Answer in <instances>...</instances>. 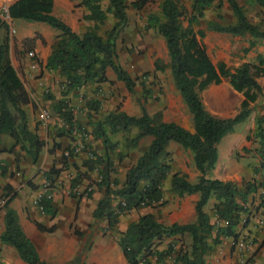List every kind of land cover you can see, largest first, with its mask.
Listing matches in <instances>:
<instances>
[{
  "label": "trees",
  "instance_id": "obj_1",
  "mask_svg": "<svg viewBox=\"0 0 264 264\" xmlns=\"http://www.w3.org/2000/svg\"><path fill=\"white\" fill-rule=\"evenodd\" d=\"M100 1L80 0V4L88 11L83 18L92 21L91 26L80 34L53 15L52 0H14L5 8L4 14L10 19L41 22L59 32L44 67L57 72L65 92L85 83L106 82L107 68L111 69L115 78L123 83L129 93L134 90L135 79L119 64L115 48L116 36L126 22L125 0H107L104 9L101 8ZM253 1L264 8V0ZM145 2L146 0H136L132 5L139 9ZM225 2L233 21L222 23L221 15L217 14V20L209 21L207 29L232 35L248 33L256 39L264 36V29L247 19L236 0ZM210 3L211 0H192L193 14L188 16L186 27L181 26L180 20V17L185 15L184 8L176 0H161L159 18L153 14L147 18V25L155 28L164 41L169 73L175 89L191 115L192 131L174 122L162 121L160 111L149 115L142 110L139 116H134L116 108L93 123V134L101 140L102 153L90 151V156L86 157L84 163L89 169L95 164L100 167L98 180L94 184L100 190L101 196L96 201L91 215L96 219H104L107 229H115L118 215L124 210L163 203L162 185L165 182H168V191L176 196L198 193L194 203L195 221L192 223L164 224L157 221L152 214L143 213L129 222L123 231H118L116 243L127 264H137L140 258H144V262L148 264L147 257L150 254L161 255L160 252L152 250L154 241L182 236L184 233L189 235L190 244L188 250L179 253L178 261L181 264H204L203 254L208 249L207 237H210L213 243H216L219 237L231 238L233 245L238 241L239 214H247L248 196L257 188L252 181H245L240 189L232 181L206 176V172L213 168L216 161L217 143L233 130L236 123L248 117L252 103L261 90H264V85L261 86L257 82V78L264 76V57H259L256 63L242 62L232 68L226 67L224 63L214 65L210 60L205 47L197 38V35L201 37L203 32L195 33L190 27L193 21L202 16L203 9ZM106 12L111 14L113 22L103 37L97 31L106 19ZM7 30L8 24L0 18V134H7L12 141L7 151L13 152L14 147L18 145L19 149L35 161L44 142L27 127L23 106L30 102L29 94L9 60ZM24 41L29 42L31 49L34 38H26ZM252 43L253 41L249 42L250 45ZM155 69L160 67L156 65ZM222 79H226L229 86L241 95L237 111L229 117H218L208 112L199 96V92L208 85L218 84ZM66 103L67 100L61 97L53 104V110L69 126L68 131L72 125V115ZM97 105L95 101L89 104L91 109H97ZM130 128H135V132L126 139L127 147H135L138 139L146 135L152 136V139L125 170L121 185L113 188L119 182L113 176L115 168L109 154L115 151V144L109 139L108 133L129 131ZM253 135L258 142L259 167L264 168L263 116H256ZM169 141L176 142L190 151L193 165L199 172L195 182H189L185 175L171 170V158L165 149ZM13 155L14 162H17V154ZM116 155L118 160L122 157L121 152L117 151ZM3 169L0 165V175H4ZM58 173V169H50L44 172V179L51 180V176L53 179ZM0 189L1 207L4 211L0 241L11 245L26 264H47L38 257L33 244L21 231L15 211L9 206L14 190L7 183ZM90 194L91 191H88L86 197ZM113 196L118 198L115 206L111 202ZM211 197L214 199L212 213L216 220L223 222L215 228L203 210ZM36 202L41 206L42 212L53 216L50 197H46V193L41 194ZM34 224L40 231L51 232L54 229V225L45 227L38 222ZM75 234L80 235L78 231ZM170 249L168 246L167 251Z\"/></svg>",
  "mask_w": 264,
  "mask_h": 264
},
{
  "label": "crops",
  "instance_id": "obj_2",
  "mask_svg": "<svg viewBox=\"0 0 264 264\" xmlns=\"http://www.w3.org/2000/svg\"><path fill=\"white\" fill-rule=\"evenodd\" d=\"M12 1L14 0H0V18L6 21L10 30L11 26H13L12 23L15 20L19 19H10L4 14L6 6ZM236 2L243 8V10L244 7H246L248 4H251L255 11H257L258 13L262 12L264 16V8L258 6L253 0H236ZM106 5L107 0L100 1V6L102 9H104ZM52 13L53 15L64 21L74 32L78 34L84 32L92 24V21H88L83 18V16L87 14L88 11L84 6L80 4V0H52ZM244 13L246 15V11H244ZM254 20L253 23L255 22ZM26 22L27 23L20 22L19 25L15 24V27L13 26L12 28L13 39H8L9 60L16 70L15 61L12 58L13 47L17 51H21L22 41H24V39L26 38H34L36 34L35 31H37L40 37L38 39H34L31 50H33V52L37 54L38 61L28 62V60H26L22 67V71L27 80L29 79L28 83L30 85L27 83L29 86L42 83L47 84L48 81H50L49 84H52V74H49V72L51 73L52 70L46 69L44 67V64L47 56L51 51V46L55 39L54 37L58 35L59 32H57V30L53 28H50L46 24L43 26L41 22ZM31 25L37 26L32 27ZM27 28L31 29L29 30ZM250 41H253L251 45L249 44ZM200 43H202L205 47L207 54V47L211 43L216 44L218 47L222 48L224 51L222 50L221 54L224 56V59L220 62L224 63L225 66L229 68L237 66L242 62L256 63L259 57H264V36L256 39L251 37L248 33H244L242 35H232L229 33L208 30L206 32H203ZM208 56L210 58L209 54ZM230 59L232 60L230 61ZM210 60L212 61L211 58ZM36 70L38 72H36ZM55 73L56 74L54 76V81H56V77H58L57 72ZM17 74L20 77L18 72ZM105 76L107 79V83L116 80L114 73L109 68L106 69ZM20 79L22 80L30 99V89L27 88V85L24 83L21 77ZM257 82L259 83V85L263 86L264 76L257 78ZM104 83L105 82L85 83L78 88L71 89L66 92V95H68L67 97L70 102L69 108L72 115V125L68 130V134L73 138H70L69 140L65 136H61L60 138H58V141L60 142V148L67 145V143H69V146L78 144L80 142L82 143V139L85 141L91 151H95L97 153L102 151L101 140L98 138H94L92 136V133L90 132L92 130H89V128L90 122L91 126L93 127V123L97 120V111L99 113H103V110L98 109L95 112V110L90 109L86 105L85 99H87L90 95H95L94 98L96 99L99 98L98 92L94 90V92H92L91 88H93L94 86H103ZM217 85H220V87L216 91L214 87ZM225 89L227 91H231L232 93L234 92L237 95L238 105L241 99V95L235 92L229 86L226 79H222L218 84H210L204 90L199 92L201 100H203V98H205L206 96L213 98L215 106L214 108L208 110V112L218 117H229L237 111V109H234L231 114L223 115V112H226V110H228V105H226L227 102L223 97V93L221 92ZM262 92H264V90H261L260 93ZM77 93H80L78 97ZM81 93L84 94V97L81 96ZM149 96L150 94H137L135 98V106L132 108L130 115L139 116L142 110H144L149 115L153 114L156 111H160L162 121L174 122L187 129L188 131H192V119L186 106H181V104L176 106L169 101L166 108H164V101L162 99H159L157 102L152 103ZM259 100L260 98L258 95L252 105L260 103ZM23 110L26 115L27 127L29 130L34 132L33 117H40V113L37 114V111H32L31 100L28 104L23 106ZM249 116L250 115H248V117L246 118V121L247 119H249ZM243 123H245V120L243 121ZM252 127L253 125L250 124V126H247V129H252ZM83 130H85L88 134H86V132L84 134ZM35 132L38 136V131ZM79 132L82 133V135H80ZM51 133L52 131H50L49 136L53 137ZM233 133L234 129L224 135L217 143V158L213 168L206 172L207 177L218 178L222 181L234 182L236 180H240L241 174L233 172L234 168L232 167V161L229 162L230 164L228 163L226 169L224 168L223 171H221L220 175H217L216 173L214 174V171L218 169L219 164L221 163L220 151L221 153L223 151L221 141L227 135L231 136L233 135ZM3 135L6 134L2 133L0 134V137ZM38 138L41 139V135H39ZM151 139L152 136L150 135L139 138L136 143V148L140 149L141 152L150 143ZM10 141L11 139L6 141V143L0 142V165H10L12 167L14 165V155H12V153L8 152L7 150L3 151L2 148V146L9 147L11 145ZM83 146V149L85 150L87 146L85 144H83ZM165 149L170 153L171 170L182 173L183 175H185L186 179L189 182H195L199 175V172L194 167L193 162H189L188 160L187 163H185L184 161L179 162L177 158V155L181 152L186 151L190 153V151L182 148L178 143L173 141L167 142ZM14 150L16 152L19 151L18 145L14 147ZM140 152L138 153V155L140 154ZM84 153L81 154V152L79 151L77 153L78 159L83 156L86 157V151ZM188 157L190 158V156ZM73 161H76V158H73ZM18 168V171H16L12 175H0V187L7 183L14 190V196L10 200L9 206L15 211L17 222L21 231L31 241L38 254V257L41 260L45 261L47 264H114V261H118L119 264H127L119 246L116 243L117 235H110L108 233V230L106 228V221L104 219H96L91 215L96 201L101 196V193L98 190H92L90 196L86 197L80 192H77V188H74L73 194L70 193V188L65 190L66 194L64 193L62 188L61 192L63 193V195H61L60 190H58L59 185L54 181L53 187L50 188L48 186L50 191V205L54 211V214L51 217L49 214L40 211L36 205V198L43 193L44 183L46 182L41 174L42 166L37 161H29L28 157H24L18 163ZM239 168L242 169V167ZM243 169L245 168L243 167ZM209 173H211V176H209ZM242 175H244V173H242ZM123 179L119 181L120 184L123 182ZM166 183V187L162 185V199L168 201L163 205L157 206L155 208H139L137 209V212L139 214L150 213L156 218L157 221L164 224H186L194 222V203L198 198V193H191L178 197L175 194L168 192V182ZM250 199L251 198L248 196L249 201ZM207 203L204 205L203 210L208 214L209 222L213 223L211 222V220L212 217L214 218V215L212 211H208ZM3 213L4 211L0 207V233L3 229ZM128 219L129 220H127L124 226H118L117 231H123L126 225L136 218L134 219L131 218V216H128ZM34 222H38L45 227L54 225V229L51 232L40 231L36 228ZM214 223H216V225H222V221L216 220L215 218ZM259 229L263 231L262 237H264V220L260 222ZM76 231H78L80 235L75 234ZM182 236L186 240L185 243L187 244V246H189V235L184 233ZM261 242L262 238H260L259 244ZM85 244L87 247L84 249L83 246ZM206 244L208 246V249L203 254L204 264H234L236 259L240 257V250H238L233 245V241L229 237H219L216 243H213L212 239L210 237H207ZM156 247L159 248L161 246L158 245ZM242 250L243 252L246 251L244 252V256H248L249 251L251 250V246L245 245ZM262 251H264V245L260 246V250L256 255H254V257L257 258L262 254ZM153 258L154 257L151 256L147 257L148 264H158L153 261L155 259ZM0 264L26 263L18 257L16 251L11 245L0 241ZM142 264L146 263L142 262Z\"/></svg>",
  "mask_w": 264,
  "mask_h": 264
},
{
  "label": "rangeland",
  "instance_id": "obj_3",
  "mask_svg": "<svg viewBox=\"0 0 264 264\" xmlns=\"http://www.w3.org/2000/svg\"><path fill=\"white\" fill-rule=\"evenodd\" d=\"M134 1L136 0H125V11L127 16L126 22L120 29L115 39V48L117 52L118 62L122 66V68L132 78L135 79L134 90L132 93H129L125 89L123 83L117 79L109 83L105 82L103 86H94L93 88H91L92 92H98L99 96H96H98L99 98L96 99L94 98L95 95H90L88 97L89 99L87 98L85 99V101L86 105L90 109L91 107L89 106V104L92 101L98 103L97 109H93L95 110V112L98 109L103 110V113H99L97 111V120L103 116L104 112L107 113L109 111H113L116 108L130 115L132 108L135 106V98L137 94L140 95L142 93L144 95L150 94L149 97L152 103L157 102L159 99H162L164 101V108H166L169 101L176 106H178L179 104H181V106H185L182 98L177 95L179 93H177V90L173 85L171 75L169 73L168 56L164 41L162 37L157 33L155 28L147 25V18L150 14H153L155 17L159 18V3L161 0H146L145 4L139 9L135 8L132 5V2ZM176 1L180 6L184 8L185 15L181 16L180 20L181 26L186 27L188 25V16L193 14L191 10L192 0ZM244 11H246V16L248 17L250 22L253 23V20L255 19L254 23L257 24L260 28L264 29V16L262 12L258 13L257 11H255L251 4H248L246 7H244ZM106 13V19L104 23L99 26L97 31L103 37L106 35L113 22L111 14L109 12ZM217 14L221 15L220 22L222 23L226 24L233 21V16L225 0H211L210 5L206 6L203 9L202 16L198 17L190 24L193 32L196 33L198 31H208L209 29H207L206 27L207 23L211 20L216 21ZM20 22L27 23L23 19H17L12 24L15 27V24L19 25ZM42 25L44 26L45 24L42 23ZM13 26H11V30L10 28H8L7 30V35L9 37L8 39L10 40L13 39ZM31 26L35 27L37 25ZM27 29L30 30L31 28ZM35 33L36 34L34 39H38L40 35H38L37 31H35ZM197 37L198 40L201 41V37H199L198 35ZM207 50L214 65L221 63L220 61L224 59V56L221 54V51L223 49L218 47L216 44H209ZM12 58L15 61L17 72L23 79L24 83L27 85V88L30 89L32 111H37V114L40 113V117H33L34 132L38 131V136L41 135V140L44 142V144L39 151L35 161H37L42 166L41 174L43 177L44 172H47L50 169L59 170V173L53 176V179L51 176V180H45L46 183H48V186L51 188L53 187V182H57V184L59 185L58 190H60L61 195H63V193L61 192L62 188L64 193L65 190L70 188V193L72 194L74 192V188H77V192H80L84 196H86V193L88 191L98 190L94 182L98 180V169L100 168L99 165L95 164L91 169H89L86 163H84V161L86 160L85 156L78 159L77 153H71L68 156L63 155V151L66 147L69 146V143L60 148V142L58 141V138H60L61 136H65L66 138H68V140L70 138H73L68 134V131H66V129H68V125L64 121H62L61 117L53 110V104H55V101L59 100L61 97L67 100L66 104L69 108L70 102L67 97L68 95H66L67 93L65 92V87L63 86L61 78L58 76L56 77V81H54L56 71H51V73L49 72V74H52V84H49L50 81H48L47 84L42 83L29 86V79L27 80V78L25 77L22 71V67L26 60H28V62L38 61L37 54H35L33 50L29 48V42L22 41L21 51H17L13 47ZM231 60L232 59H230V61ZM156 65H158L160 69H155ZM37 70L36 72H38ZM219 87L220 85H217L214 88L217 91ZM221 92L223 93V97L227 102L226 105H228V110H226V112H223V115L231 114L234 109H238L237 95L234 92L232 93L231 91H227L226 89L222 90ZM79 94L80 93H77V97L79 96ZM258 95L260 98V103L252 105L249 119H247V121L245 119V123H243L244 120L242 122L236 123L233 126V135H227L224 139H222L221 144L223 151L222 153L220 151L221 163L219 164L218 169L214 171V174L216 173L217 175H220L221 171H223L224 168L226 169L228 163L232 161V167L234 168L233 172L241 174L240 180L232 182L235 183L236 186L240 189H242V187L244 186L245 181H252L254 185L257 186L255 192L249 195L251 199L250 201L248 200L247 203V214H239L240 223L238 225V242H242L243 247H245V245L251 246V250L249 251L248 256H244V252L246 251L243 252V248L238 249L240 250V257L236 259L234 264H264V251H262V254L257 258L254 257V255H256L260 250V246L264 245V237H262L263 231L259 229L260 222L264 220V205H262V202L264 200V168L259 167L260 157L257 153L258 142L253 135L256 116L264 117V92L259 93ZM48 96H51V98ZM81 96L84 97V94L81 93ZM201 101L207 111L214 108L215 106L212 97L206 96ZM250 124L253 125L252 129H247V126H250ZM93 129L94 127L91 126L90 122L89 130H92L90 132L94 137ZM50 131H52L51 134L54 138L49 136ZM83 132L85 134L86 131L83 130ZM134 132L135 129L130 128L129 131L108 133L109 139L115 144V151L110 152L109 156L113 160V166L115 168V173L113 174V176L117 178L118 182L123 179L125 170L135 161L138 153L140 152V149L136 148V146L133 148H129L126 146V139L133 136ZM86 134L88 133L86 132ZM80 135H82V133H80ZM0 138V142L2 143H6V141L10 140L7 134L1 136ZM81 141L87 146L84 140L81 139ZM2 148L3 151H6L9 147L2 146ZM85 151L90 152L91 150L87 146L85 150L83 149L80 152L81 154H83ZM117 151L122 153V157L119 160L116 158ZM185 152H181L177 155L179 162L184 161L185 163H187V160L189 162L192 161L191 153ZM11 153L12 155L14 153L17 154L18 159L17 162H14V165L12 167L10 165H1L4 168V174L12 175L16 171H18V163L24 157H28L29 161H32L30 156L21 149H19L18 152L13 150V152ZM99 153L101 154L102 152L100 151ZM188 156H190V158ZM73 158H76V161H73ZM239 167H242V169ZM243 167L245 169H243ZM255 168L257 170H255ZM242 173H244V175H242ZM209 176H211V173H209ZM120 185L121 184L119 182L118 185H114L113 188H118ZM166 185L167 183L165 182L164 186L166 187ZM88 188H90V190H88ZM98 191L100 192V190ZM162 200L164 202L161 204L155 203L151 204L150 206H144L141 208H155L157 206L163 205L168 201H165L164 199ZM117 201L118 198L116 196H113L111 202L114 206ZM213 201L214 199L213 197H211L207 203L208 211H212L211 206ZM1 206L2 200L0 199V207ZM137 209L139 208L128 209L120 212L115 229H107L108 233L110 235H117L118 226H124L127 220H129L128 216H131V218L135 219L138 215H140L137 212ZM214 218L212 217L211 222L213 223L211 224L215 228L218 225L214 223ZM260 238H262V242L259 244ZM185 241L186 240L183 236L165 237L161 240H156L154 241L152 250L154 252H160L161 255L156 256L155 253H152L149 256L154 257L155 259L153 258V261L158 264H181L178 261L177 257L179 253L188 250V246ZM158 245H160L161 247L157 248L156 246ZM168 246L171 248L169 252L167 251ZM86 247L87 246L85 244L83 248L85 249ZM138 261L144 262V258H140ZM114 264L119 263L118 261H114Z\"/></svg>",
  "mask_w": 264,
  "mask_h": 264
},
{
  "label": "built area",
  "instance_id": "obj_4",
  "mask_svg": "<svg viewBox=\"0 0 264 264\" xmlns=\"http://www.w3.org/2000/svg\"><path fill=\"white\" fill-rule=\"evenodd\" d=\"M79 131V130H78ZM83 144L80 142V143H78V144H73L72 146H68V147H66L65 149H64V151H63V155H65V156H68L69 154H71V153H78L79 151H81L82 149H83ZM90 156V152L89 151H86V157H89ZM88 190H90V188H88ZM43 193H46V197H50V191H49V188H48V183H44V191H43ZM42 193V194H43ZM41 196V195H40ZM40 196H38L37 198H36V201H37V199L40 197ZM36 205H37V207H38V209L40 210V211H42V208H41V206H39L38 204H37V202H36ZM234 246L237 248V249H241V248H243V244H242V242H236L235 244H234ZM172 252V251H171ZM144 263V262H143ZM137 264H142V262H138Z\"/></svg>",
  "mask_w": 264,
  "mask_h": 264
}]
</instances>
